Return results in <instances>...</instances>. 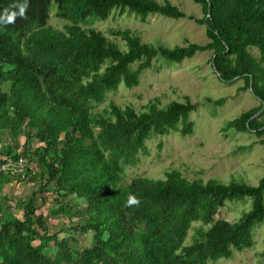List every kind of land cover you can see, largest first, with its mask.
I'll return each mask as SVG.
<instances>
[{
	"label": "trees",
	"instance_id": "1",
	"mask_svg": "<svg viewBox=\"0 0 264 264\" xmlns=\"http://www.w3.org/2000/svg\"><path fill=\"white\" fill-rule=\"evenodd\" d=\"M193 1L201 18L169 1L0 0V164L25 158L23 178L0 170V181L37 183L13 205L0 185V264H206L252 245L253 230L264 219V175L256 185L223 184L188 180L171 169L162 178L137 175L122 183L125 163L147 152L149 136L192 131L189 114L196 103L185 97L159 107L154 99L140 112L111 104L106 114L91 113V103L106 91L136 86L154 56L180 62L210 50L217 78L243 80L259 101L223 130L264 133V110L251 118L264 103V0ZM115 9L142 19L156 13L187 17L205 26L208 40L169 48L143 43L128 28L115 29L112 34L126 43L122 50L90 27ZM51 11L67 20L63 29L49 23ZM13 13L14 22H3ZM210 102L221 105L224 98ZM33 137L38 144L29 148ZM39 192L64 200L53 198L55 206L44 213L37 207ZM129 195L139 203L128 205ZM246 197L250 208L237 220L214 218L226 201ZM59 217L67 218L62 236L48 224ZM193 222L200 224L185 243ZM74 233H90V243L77 246ZM51 242L55 249L49 253Z\"/></svg>",
	"mask_w": 264,
	"mask_h": 264
},
{
	"label": "rangeland",
	"instance_id": "2",
	"mask_svg": "<svg viewBox=\"0 0 264 264\" xmlns=\"http://www.w3.org/2000/svg\"><path fill=\"white\" fill-rule=\"evenodd\" d=\"M163 3L169 1L186 15L195 18L202 17L200 5L193 0H155ZM55 10V3H51ZM67 20L58 18L51 11L49 23L63 29ZM90 27L101 31L109 40L116 43L122 50H126V43L118 35H113L115 29L128 28L139 36L141 42L154 46H185L187 43L203 44L208 38L205 26L187 17L173 18L161 14H150L143 19L132 12H121L115 9L107 19L95 21ZM257 56L255 48L250 49ZM210 50L197 51L193 56L184 58L180 62L168 61L160 55L151 60L149 67L143 68L139 76V83L133 87L119 84L116 88L105 92L103 98L92 104V115L106 114L110 105L118 107L131 106L136 111L145 110L149 101L157 99L159 107L170 101H182L185 97L197 104L195 110L189 114L192 131L182 134L177 130H169L164 134H152L145 140L146 153L140 152L134 163H125L122 183L132 177L143 175L162 178L166 171L178 170L188 180L200 179L202 182L213 179L219 183H229L231 180L248 185H256L264 175V133L257 135L254 130L240 132L232 129L223 130L224 124L240 113L259 104L258 99L248 88H244L243 80L234 79L224 82L217 78L211 63ZM134 63L132 67H136ZM224 98L221 105L210 101ZM210 100V101H208ZM180 127V124L178 125ZM32 139V140H31ZM29 141V148L37 145L33 137ZM24 142V137H19ZM32 168L33 163H30ZM1 192L5 194L10 205L16 198H25L37 188L36 182L13 179L10 182L0 181ZM37 207L44 213L55 206L54 199L62 202V197L53 196L49 192H39ZM42 198V199H41ZM70 203L72 201H69ZM81 205L84 200H77ZM250 208V198L226 201L218 208L215 219L229 221L237 220L243 211ZM4 209V208H3ZM13 210V208H10ZM73 218L79 216L74 212ZM20 215V212L17 213ZM67 218L48 219L50 231H57L59 236L66 233ZM200 224L193 222L188 230L185 243L192 240V227ZM90 233L77 234V246L90 243ZM253 243L242 250H234L230 258L207 261L206 264H264V219L253 230ZM74 244V243H73ZM54 245L51 242L45 251L52 253Z\"/></svg>",
	"mask_w": 264,
	"mask_h": 264
},
{
	"label": "built area",
	"instance_id": "3",
	"mask_svg": "<svg viewBox=\"0 0 264 264\" xmlns=\"http://www.w3.org/2000/svg\"><path fill=\"white\" fill-rule=\"evenodd\" d=\"M25 165V158L23 156H19L14 160H7L0 164V170L9 173L20 174L21 178H23V166ZM20 178V180H21ZM15 180V179H14Z\"/></svg>",
	"mask_w": 264,
	"mask_h": 264
},
{
	"label": "clouds",
	"instance_id": "4",
	"mask_svg": "<svg viewBox=\"0 0 264 264\" xmlns=\"http://www.w3.org/2000/svg\"><path fill=\"white\" fill-rule=\"evenodd\" d=\"M25 7H26V5H25ZM23 12H24V7H21V9H20V13H19V14L22 15ZM15 15H16V13H13V14H11V15H8L7 18H6V20L3 21V22H6V23H12V22H14V20H15ZM126 203H127L128 205H131V204H138V203H139V200H138V198H137L135 195H129V197H128Z\"/></svg>",
	"mask_w": 264,
	"mask_h": 264
},
{
	"label": "water",
	"instance_id": "5",
	"mask_svg": "<svg viewBox=\"0 0 264 264\" xmlns=\"http://www.w3.org/2000/svg\"><path fill=\"white\" fill-rule=\"evenodd\" d=\"M209 13H210V8L208 7L207 8V16H208ZM212 68H213L214 72L217 75L218 73H217V71H216V69H215V67L213 65H212ZM249 86H250V84H249ZM249 90H251V86L249 87ZM263 110H264V103H262V106L251 116V118L258 117Z\"/></svg>",
	"mask_w": 264,
	"mask_h": 264
}]
</instances>
